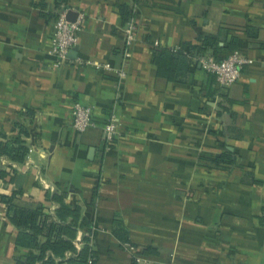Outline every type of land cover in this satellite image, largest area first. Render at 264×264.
Returning <instances> with one entry per match:
<instances>
[{
    "label": "crops",
    "instance_id": "crops-1",
    "mask_svg": "<svg viewBox=\"0 0 264 264\" xmlns=\"http://www.w3.org/2000/svg\"><path fill=\"white\" fill-rule=\"evenodd\" d=\"M63 9L83 22L56 67ZM234 51L253 62L221 86L199 57ZM75 102L93 110L84 132ZM19 135L23 162L1 151ZM54 193L93 216L94 264H264V0H0V264L33 252L2 196L54 215Z\"/></svg>",
    "mask_w": 264,
    "mask_h": 264
},
{
    "label": "trees",
    "instance_id": "trees-1",
    "mask_svg": "<svg viewBox=\"0 0 264 264\" xmlns=\"http://www.w3.org/2000/svg\"><path fill=\"white\" fill-rule=\"evenodd\" d=\"M18 127L20 134H27L21 126ZM1 151L11 160L23 162L29 149L19 135L7 141ZM214 161L219 165L229 159L221 156ZM52 199L57 203L54 215L47 213L43 205L26 207L15 203L14 195L2 196V200L7 203V216L18 228L17 245L33 250L26 264H94L97 254L91 235L95 226L93 216L90 213L81 217V208L67 204L63 194L54 193ZM79 229L86 231L82 236L86 244L81 249L74 243ZM120 231L115 230V233L128 243L125 233Z\"/></svg>",
    "mask_w": 264,
    "mask_h": 264
},
{
    "label": "built area",
    "instance_id": "built-area-1",
    "mask_svg": "<svg viewBox=\"0 0 264 264\" xmlns=\"http://www.w3.org/2000/svg\"><path fill=\"white\" fill-rule=\"evenodd\" d=\"M83 18L71 20L67 16V10H60L56 15L53 38L50 45V53L54 56L55 66L64 64L68 59V53L78 45L79 32L82 28ZM135 25L131 22L126 28V45L131 46L135 41ZM199 61L205 70L214 75L216 82L221 86H230L237 82L245 66L252 64L253 60L241 52L234 51L222 60H218L213 54H206L199 57ZM104 68L113 69L111 64H104ZM118 76L125 75L124 70L117 71ZM93 110L90 106L75 102L72 107V126L78 132H84L96 125L93 119ZM114 115L110 116L103 127L102 139L107 146H110L118 134V125ZM45 182V181H44ZM130 250L133 246L127 244ZM137 264H146L147 258L141 254L134 255Z\"/></svg>",
    "mask_w": 264,
    "mask_h": 264
},
{
    "label": "water",
    "instance_id": "water-1",
    "mask_svg": "<svg viewBox=\"0 0 264 264\" xmlns=\"http://www.w3.org/2000/svg\"><path fill=\"white\" fill-rule=\"evenodd\" d=\"M74 48H77V46H75Z\"/></svg>",
    "mask_w": 264,
    "mask_h": 264
}]
</instances>
